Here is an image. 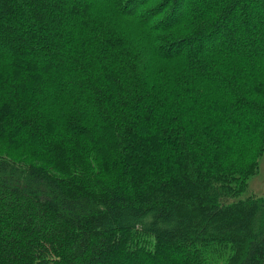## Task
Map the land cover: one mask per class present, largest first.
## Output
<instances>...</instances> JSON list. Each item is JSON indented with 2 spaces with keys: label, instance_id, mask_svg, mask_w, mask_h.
<instances>
[{
  "label": "trees",
  "instance_id": "trees-1",
  "mask_svg": "<svg viewBox=\"0 0 264 264\" xmlns=\"http://www.w3.org/2000/svg\"><path fill=\"white\" fill-rule=\"evenodd\" d=\"M263 151L264 0H0V264H264Z\"/></svg>",
  "mask_w": 264,
  "mask_h": 264
},
{
  "label": "rangeland",
  "instance_id": "rangeland-1",
  "mask_svg": "<svg viewBox=\"0 0 264 264\" xmlns=\"http://www.w3.org/2000/svg\"><path fill=\"white\" fill-rule=\"evenodd\" d=\"M251 194L264 196V151L259 157L258 170L248 177L245 188L239 195L244 198Z\"/></svg>",
  "mask_w": 264,
  "mask_h": 264
}]
</instances>
